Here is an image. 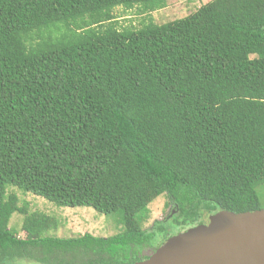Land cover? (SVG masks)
<instances>
[{
    "label": "trees",
    "instance_id": "obj_1",
    "mask_svg": "<svg viewBox=\"0 0 264 264\" xmlns=\"http://www.w3.org/2000/svg\"><path fill=\"white\" fill-rule=\"evenodd\" d=\"M166 1L0 0V264H135L210 215L263 210L264 0L116 29L114 9ZM11 188L123 228L49 236ZM161 195L176 214L143 231Z\"/></svg>",
    "mask_w": 264,
    "mask_h": 264
},
{
    "label": "rangeland",
    "instance_id": "obj_2",
    "mask_svg": "<svg viewBox=\"0 0 264 264\" xmlns=\"http://www.w3.org/2000/svg\"><path fill=\"white\" fill-rule=\"evenodd\" d=\"M210 0H167L164 9L144 13L142 7L136 6L130 10L116 8L113 11L115 26L119 31L125 29H141L150 22L161 25L176 21L191 15L197 8L205 5ZM9 193L15 194L19 206H27L28 212L42 213L54 218L58 224L57 229L49 232V236L58 238H74L89 234L94 237L107 238L121 232L123 226L119 213L100 215L90 208H61L48 201L23 193L11 188ZM260 206L264 210V184L257 188ZM148 219L142 225L143 231H150L157 223L170 222L176 214L175 206L167 195H161L148 206ZM207 220V219H206ZM22 216L15 214L9 222V228L15 231L19 238H24L21 230ZM19 264H37L34 262Z\"/></svg>",
    "mask_w": 264,
    "mask_h": 264
},
{
    "label": "water",
    "instance_id": "obj_3",
    "mask_svg": "<svg viewBox=\"0 0 264 264\" xmlns=\"http://www.w3.org/2000/svg\"><path fill=\"white\" fill-rule=\"evenodd\" d=\"M135 264H264V210L210 215Z\"/></svg>",
    "mask_w": 264,
    "mask_h": 264
},
{
    "label": "flooded vegetation",
    "instance_id": "obj_4",
    "mask_svg": "<svg viewBox=\"0 0 264 264\" xmlns=\"http://www.w3.org/2000/svg\"><path fill=\"white\" fill-rule=\"evenodd\" d=\"M206 222H207V220L205 221V224H206ZM163 242H165V241H163ZM163 242H161L157 247H156V249L163 243ZM155 249V250H156Z\"/></svg>",
    "mask_w": 264,
    "mask_h": 264
}]
</instances>
